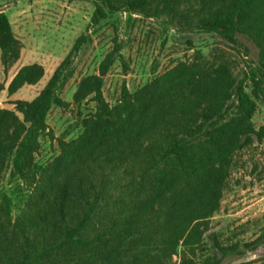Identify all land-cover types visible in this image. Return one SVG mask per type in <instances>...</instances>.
Masks as SVG:
<instances>
[{"label": "trees", "instance_id": "16d2710c", "mask_svg": "<svg viewBox=\"0 0 264 264\" xmlns=\"http://www.w3.org/2000/svg\"><path fill=\"white\" fill-rule=\"evenodd\" d=\"M90 23L31 100L0 108V183L9 171L28 194L14 215L0 188V264H222L264 244L225 242L209 233L222 207L238 151L264 140L254 116L264 98V0H92ZM117 13L163 20L258 49L248 69L234 59L197 53L119 99L104 94L117 61L128 68L122 44L83 76L67 101L62 92L92 30ZM245 53L249 49L245 46ZM23 49L9 15L0 10V60L8 74ZM42 64L22 66L0 93L37 84ZM77 136L58 138V154L39 161L54 106L81 108ZM82 109V108H81ZM231 264H249L238 262Z\"/></svg>", "mask_w": 264, "mask_h": 264}, {"label": "rangeland", "instance_id": "374dc122", "mask_svg": "<svg viewBox=\"0 0 264 264\" xmlns=\"http://www.w3.org/2000/svg\"><path fill=\"white\" fill-rule=\"evenodd\" d=\"M0 10L11 20L16 36L22 41L21 57L4 73L0 60V81L9 85L16 72L26 64L39 63L45 68L44 77L34 85L26 84L9 95L7 89L0 93V108L15 109L17 99L31 100L44 88L60 62L69 53L77 37L86 31L94 5L92 0H0ZM117 13L105 21L97 30H92V39L81 50L75 61V75L69 80L62 96L73 101L79 80L96 73L104 56L115 46L122 44V55L128 68L117 61L105 77L104 94L114 104L120 97L123 84L130 91L140 88L180 61H192L197 53L213 59L224 54L234 59L238 70L248 69L256 61L258 49L246 37L240 39L243 46L237 47L213 34L183 30L167 25L163 20L146 18L134 14ZM249 49L248 55L245 48ZM95 103L86 102L81 108L75 104L69 108L54 106L48 116L50 134L43 138L42 148L37 154L39 161H48L58 154L57 139L77 136L80 132L79 113L94 109ZM81 112V113H82ZM256 127L264 124V98L254 116ZM13 200L14 215L25 200L28 190L22 189L18 181L10 178L9 171L0 183ZM209 233L220 234L225 242L251 241L264 233V140L238 151L222 207L211 220ZM249 262L264 264V244L243 256H227L222 264Z\"/></svg>", "mask_w": 264, "mask_h": 264}]
</instances>
